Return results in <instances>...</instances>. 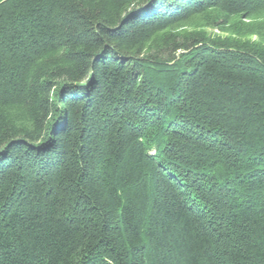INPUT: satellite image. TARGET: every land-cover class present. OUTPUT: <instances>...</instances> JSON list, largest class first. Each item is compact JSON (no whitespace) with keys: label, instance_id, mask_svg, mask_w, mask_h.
I'll list each match as a JSON object with an SVG mask.
<instances>
[{"label":"trees","instance_id":"trees-1","mask_svg":"<svg viewBox=\"0 0 264 264\" xmlns=\"http://www.w3.org/2000/svg\"><path fill=\"white\" fill-rule=\"evenodd\" d=\"M0 264H264V0H0Z\"/></svg>","mask_w":264,"mask_h":264},{"label":"rangeland","instance_id":"rangeland-1","mask_svg":"<svg viewBox=\"0 0 264 264\" xmlns=\"http://www.w3.org/2000/svg\"><path fill=\"white\" fill-rule=\"evenodd\" d=\"M218 19L219 18L208 15L194 16L192 19L177 25L172 35L176 36L177 38L175 39L177 40L193 33H200L201 35H205L212 39H225L231 37V31L233 30L231 25L228 24V21L224 22L223 20H220L219 23L215 24L214 22ZM179 53L180 52H178V54Z\"/></svg>","mask_w":264,"mask_h":264}]
</instances>
